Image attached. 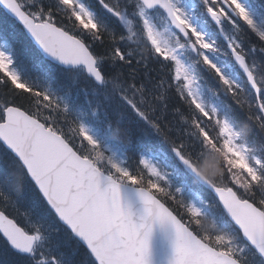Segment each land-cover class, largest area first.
I'll return each mask as SVG.
<instances>
[{"label": "snow or ice", "instance_id": "6c2138e0", "mask_svg": "<svg viewBox=\"0 0 264 264\" xmlns=\"http://www.w3.org/2000/svg\"><path fill=\"white\" fill-rule=\"evenodd\" d=\"M0 12V264H264V0Z\"/></svg>", "mask_w": 264, "mask_h": 264}, {"label": "trees", "instance_id": "16d2710c", "mask_svg": "<svg viewBox=\"0 0 264 264\" xmlns=\"http://www.w3.org/2000/svg\"><path fill=\"white\" fill-rule=\"evenodd\" d=\"M6 17L4 13L0 12V31L2 29H4V31L9 30L11 33H13L14 37L16 36L15 39L19 42L18 54L21 55L22 52H25L31 60H40L38 53L27 40L26 36L16 25H14L15 23L12 20H9V18ZM45 63L48 64L47 62ZM143 71L144 69H141V72ZM48 77L50 79H56L52 74H49Z\"/></svg>", "mask_w": 264, "mask_h": 264}]
</instances>
